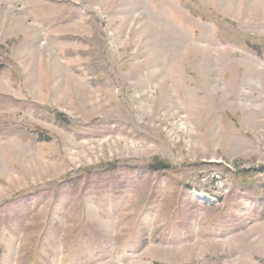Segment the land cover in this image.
Returning <instances> with one entry per match:
<instances>
[{
	"label": "rangeland",
	"instance_id": "1",
	"mask_svg": "<svg viewBox=\"0 0 264 264\" xmlns=\"http://www.w3.org/2000/svg\"><path fill=\"white\" fill-rule=\"evenodd\" d=\"M14 1L0 264H264V0Z\"/></svg>",
	"mask_w": 264,
	"mask_h": 264
},
{
	"label": "crops",
	"instance_id": "2",
	"mask_svg": "<svg viewBox=\"0 0 264 264\" xmlns=\"http://www.w3.org/2000/svg\"><path fill=\"white\" fill-rule=\"evenodd\" d=\"M0 5L2 6L3 9L10 10L14 14H17V11L15 10L12 11V9H16L17 7L14 0H0Z\"/></svg>",
	"mask_w": 264,
	"mask_h": 264
},
{
	"label": "bare ground",
	"instance_id": "3",
	"mask_svg": "<svg viewBox=\"0 0 264 264\" xmlns=\"http://www.w3.org/2000/svg\"><path fill=\"white\" fill-rule=\"evenodd\" d=\"M196 198H198L199 200L200 199H204L203 201H208V202H213L211 200V198L205 196L204 194H201V193H196Z\"/></svg>",
	"mask_w": 264,
	"mask_h": 264
}]
</instances>
